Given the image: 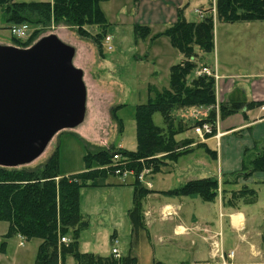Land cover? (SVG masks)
I'll use <instances>...</instances> for the list:
<instances>
[{"label": "trees", "instance_id": "obj_1", "mask_svg": "<svg viewBox=\"0 0 264 264\" xmlns=\"http://www.w3.org/2000/svg\"><path fill=\"white\" fill-rule=\"evenodd\" d=\"M106 1L109 0H0V8L9 29L21 24L42 26L41 31H32L27 40L14 38V45L18 47L31 46L44 28L55 23L72 27L81 37L90 40L99 54L103 55L102 44L110 26L102 8V3ZM206 11L210 14L198 22H192L186 19L184 8H179L176 21L164 32L153 36L169 37L172 46L185 59L170 68L169 87L158 89L151 85L148 101L137 106L136 150L88 146L84 156L85 169L70 175L60 173L57 150L45 164L37 168L0 166V221L8 223L9 236L19 234L28 240H42L35 264H66L68 257H72L76 264H137V258L131 255L116 257L113 253L100 255L80 250V234L88 225L81 211V191L96 186L99 178L109 175L121 178L116 173L118 169L122 172L131 170L137 175L146 171V180H150L162 172L164 167L191 151L186 147L192 142L191 139L176 140V135L189 127L176 121L174 113L185 108L215 107L218 104L215 79L212 76L201 74L189 81L197 66L193 60L198 53L209 54L215 49V14L213 7ZM216 17L225 23L264 21V0H216ZM87 26L97 27V32L92 33ZM151 32L148 26H134L136 40L147 38ZM259 104L249 101L244 90L234 88L228 98L219 103V114L216 109H211L206 117L197 120L194 125L210 123L213 133L206 136L211 137L216 132L217 118L224 119ZM118 108L112 111L114 119H117ZM155 113L162 115L164 126L155 124ZM117 120L122 132V121L119 117ZM205 148L215 156L214 151ZM250 153L243 160L242 170L234 173L233 180L224 183L237 184L240 176L247 178L255 172L264 171V146L256 155ZM137 175L130 178V183L129 179L128 182L123 180L124 184L133 187V204L128 215L135 232L147 237L143 201L155 191L140 181ZM219 190V178L208 176L188 180L162 192L168 196H197L204 202H213L219 196ZM240 198L252 204L256 201L257 190L245 184L239 190L232 191V200ZM67 235L71 239L63 242L61 238Z\"/></svg>", "mask_w": 264, "mask_h": 264}, {"label": "crops", "instance_id": "obj_2", "mask_svg": "<svg viewBox=\"0 0 264 264\" xmlns=\"http://www.w3.org/2000/svg\"><path fill=\"white\" fill-rule=\"evenodd\" d=\"M133 2L138 4V14H142V16L148 14L149 16V20H145L143 23L137 22L134 26L136 24L148 26L154 36L164 32L176 21L177 10L179 8L185 9L189 0H134ZM211 3L215 5L216 12V0H212ZM217 21L220 20L216 19L215 13L214 34ZM236 23L238 22L231 24ZM242 23L244 24L232 25L228 28V31L222 33L224 46L226 44L227 48L230 49L231 61L228 60V56L225 54L224 56L227 59L225 58L222 65H218L216 62L217 71L223 69L222 79H220L216 89L217 102L219 104L226 100L234 88H240L245 91L249 101L260 104L224 119L218 118L220 138L215 136L201 138L195 134L193 127L176 135L178 141L192 140L186 146L191 151L180 156L175 163L164 167L162 172L155 174V179L157 176H161L162 179L169 176L172 178L178 176V179L176 183L174 182L175 184L172 183L169 186H163L162 184V186L154 189L152 185L151 189L155 192L149 194L148 202L146 199L144 200V203L147 204L143 212L144 223L147 235L150 237L149 242L154 239L162 250L172 249L175 255L184 259L178 263H164L160 260L159 262L162 264H214L210 243L212 241L211 237L218 232L222 233L225 249L235 251L232 264H264V195L262 196L264 171L255 172L247 180L248 183L257 184V186H254L257 190V198L252 204H248L244 198L232 200V191L239 190L243 184L242 181L238 180L237 184L224 183L233 180L234 173L242 170V163L248 152L256 155L264 146V21ZM155 25L161 26L157 32L153 30ZM152 35L149 38L147 37L150 48L148 50L145 48L144 51H152L151 56H159L156 53L158 48L156 43L158 40L164 39L165 36H159L151 40ZM0 44L12 45V42L0 37ZM166 48L168 53H175V57L181 54L180 61L185 59L184 55L174 47L173 49L172 47ZM172 50L176 51L173 52ZM202 55L205 58L206 54L200 53L195 58L196 63L199 58H202ZM166 60L169 62V69L176 64L172 57L166 56ZM75 65L84 72V68L80 64ZM234 70L242 73L232 74ZM154 74L158 75L157 72ZM190 109L194 108L176 111L174 113L176 121L179 120L186 126H191L186 123L188 119L186 121V119L177 115L180 112H189ZM86 117H89V115L87 114ZM98 126V123H96L97 131ZM188 132H191V134H188ZM205 147L214 151L215 156L208 153ZM74 173L78 172L61 174L70 175ZM208 176H217L220 181L219 196L213 202H204L197 196H168L162 192L176 188L188 180ZM119 179L120 181L117 182L108 180L107 177L99 178L96 180V186L82 189V211L94 220L96 219V222L98 219L95 216L101 211H115L117 208L116 202H96L97 198L95 197L98 192L104 190L120 192L128 189L132 196V186L124 184L123 180ZM128 181L130 183L131 179ZM117 184L126 186H118ZM150 199L153 200L150 201ZM217 209L219 214H217ZM112 224L114 230L110 232V241L114 237L119 238V233L115 228L116 223L113 222ZM99 232L90 231L89 235L91 237L89 240L83 237L84 233L81 235L79 245L82 252H94L100 255L111 253V250H108L104 243L101 250H97L96 247L99 246V241L96 237ZM82 245L95 246L87 250L86 248L82 249ZM66 264L76 263L72 257H68Z\"/></svg>", "mask_w": 264, "mask_h": 264}, {"label": "rangeland", "instance_id": "obj_3", "mask_svg": "<svg viewBox=\"0 0 264 264\" xmlns=\"http://www.w3.org/2000/svg\"><path fill=\"white\" fill-rule=\"evenodd\" d=\"M18 1L32 2L52 0ZM133 1L134 0H109L102 3V8L110 23L108 35L106 39L103 40L102 44L103 55L99 54L97 47L90 40L81 37L75 29L64 24L57 25L52 23L48 28H44V30L38 34V37L35 39L36 41L43 36L56 34L64 42L75 47L76 54L74 63L80 64L85 72L84 80L87 86V106L84 118L76 127L56 134L48 147L36 160L22 167L37 168L45 164L57 150L60 173L81 172L85 169L84 156L88 150V146L90 148L92 146H115L116 148H126L132 151L137 149L136 108L139 104L148 101L150 96L149 87L151 85L158 89L169 87L170 69L166 56L174 58L177 63L180 62L181 54L175 57V53L170 54L167 52L166 47H172L173 49L167 36H165L164 39L158 40L156 43V45H158L156 53L159 56H151L152 51H144L145 48L147 50L150 48V43L148 42L149 36L147 39L145 38L146 40H136L133 26L137 22L143 23L145 20H149V16L148 14L144 16L138 14V4H134ZM211 2L212 0H189L188 5L184 9L186 18L189 21L198 22L206 15L210 14V12L204 10V8L207 9L210 6L213 7V13L215 14V5ZM237 24L244 23L238 22L236 24H231L220 21L216 22L215 49L212 53L206 54L205 58L203 54L202 58L198 59L197 66L189 77V81L200 76L202 68L205 66L210 67L212 71H217L216 62L218 65H222L226 58L224 56L225 54H227L228 60L231 61L230 49L229 47L227 48L226 44L224 46L222 33L228 31V28L232 27V25ZM6 25L8 24L0 8V37L5 38L14 45V38L16 37L11 31L12 27L9 29ZM87 28L92 33H96L98 29L95 26H87ZM160 28V25L153 26V30L156 32L160 30ZM40 29H42L40 25L30 27L28 37L23 40H27L32 31ZM34 38L35 37H33V39ZM108 38H110L109 41L107 40ZM153 39L152 37L151 40ZM35 40H33V44L36 42ZM168 45L171 46L169 47ZM172 51L174 52L176 50ZM200 53L203 52H199L198 55ZM193 61H195V59ZM218 70L217 74L220 76V79H222L221 74L223 73V69L221 68ZM155 72H157L158 75L154 74ZM237 73L241 74L242 72L237 70L232 71V74ZM219 81L215 82L216 89ZM117 107H119L117 109V119L119 117L122 121V132H120L119 121L114 119L112 115L113 109ZM191 108L194 109H190L189 112H180V114L177 115L181 118L183 117L186 121L188 119L186 123L191 125L188 126V129L193 127L194 132V127L196 126L194 124L197 120L206 117L211 109H216L219 114V104L215 107L200 106ZM87 114L89 117H86ZM154 122L158 126H164V120L160 113H155ZM96 123L99 125L98 131L96 130ZM188 134H191V132H188ZM195 134L201 137L196 132ZM213 136L217 138L221 137V133L218 131V123L216 132ZM250 154L252 155L253 153L251 152ZM155 176L156 175H154V178L151 177L150 180L147 179V181L152 183L154 189L162 186V184L163 186H169L174 182L176 183L178 179V176L174 178L169 176L166 177V179H162L161 176H157L155 179ZM107 179L117 182L120 181V179L114 175H109ZM238 179L243 183L241 187L245 184H248L252 188H255V185L257 186V184L253 185L252 183H248L247 180L249 177L240 176ZM161 180L164 181L161 182ZM117 185L126 186L124 184ZM128 190H121L120 192L115 190L114 192L104 190L98 192L95 197L97 198L96 202H116L117 208L113 212L109 210L101 211L95 216V218L98 219L97 222L96 219L94 220L81 209L84 218L88 221V225L83 228L80 237L84 233L83 237L89 240L91 237L89 235L90 231H100L99 234L97 233L96 237L98 239L97 241H99V246L96 247L97 250H101L104 243V246H106L108 250H111V253H113V248H117L122 256L131 255L136 257L137 264H154L160 260L164 263H178L184 260L175 255L172 249L162 250L154 239H152V242H149L150 237L148 235L147 237H142L141 233L137 234L135 232L128 215V211L133 204L132 196ZM263 195L264 191L262 196ZM148 196L145 198L146 201ZM151 200L153 199H150V201ZM144 202L145 201H143V212L144 207L147 205ZM217 214H219L218 209ZM113 222L116 223L115 228H117L119 238L114 237L110 241V232L114 230ZM8 227L7 222L0 221V264H35L38 247L42 240L39 238L28 240L19 234L9 236ZM85 231L87 232L86 235ZM66 238L70 240L71 236L67 235ZM96 238L94 239L96 240ZM211 238L212 241L210 244L213 263L222 264V252L226 253L228 251L223 244L222 233L218 232ZM218 243H220V245H218L219 247L216 246ZM94 246L95 245H82L81 248L90 250L94 248Z\"/></svg>", "mask_w": 264, "mask_h": 264}, {"label": "water", "instance_id": "obj_4", "mask_svg": "<svg viewBox=\"0 0 264 264\" xmlns=\"http://www.w3.org/2000/svg\"><path fill=\"white\" fill-rule=\"evenodd\" d=\"M75 54L56 34L29 47L0 44V166L32 163L82 121L87 86Z\"/></svg>", "mask_w": 264, "mask_h": 264}, {"label": "built area", "instance_id": "obj_5", "mask_svg": "<svg viewBox=\"0 0 264 264\" xmlns=\"http://www.w3.org/2000/svg\"><path fill=\"white\" fill-rule=\"evenodd\" d=\"M29 28H30V26L27 24L14 25L12 27L11 31L13 32V34L15 35L16 38L24 39V38L28 37ZM107 40L109 41L110 38H108ZM201 74L212 76L215 79V82L220 80V76L217 74V71H212V69L208 66H205L202 68ZM194 130L202 138H204L207 134L213 133V127L210 123H204L202 125L195 126ZM116 173L124 181H127L130 178H134L137 175L134 171H131V170L122 172L121 170L118 169V170H116ZM137 176H138V179L140 181H142L144 184L146 183L145 185L152 186V183L150 181L146 180V171H142ZM61 240L63 242L69 241L66 237H62ZM218 245H220V243H218L216 246H218ZM112 252L116 257H119L121 255L117 248H113ZM234 256H235V251H233V250L227 251L226 253L222 252V257H223V263L222 264H231Z\"/></svg>", "mask_w": 264, "mask_h": 264}]
</instances>
